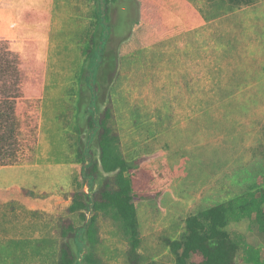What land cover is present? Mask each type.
<instances>
[{
  "label": "rangeland",
  "instance_id": "obj_1",
  "mask_svg": "<svg viewBox=\"0 0 264 264\" xmlns=\"http://www.w3.org/2000/svg\"><path fill=\"white\" fill-rule=\"evenodd\" d=\"M171 3L166 17L179 22L183 18L212 19L242 7L231 8L226 0H167V5ZM259 11L264 15V9ZM24 12L31 15L23 17ZM137 18L135 0H0V46L26 55L34 47L37 60L45 65L33 162L0 168V224L15 223L19 228L0 235L13 238L11 242L0 240V263L8 264L14 257V264H50L55 258L52 229L68 204L63 195L80 189L78 173L85 161L78 150L97 151L95 132L88 129L87 118L100 111L110 97L117 109L138 210L141 264H174L175 256L165 240L184 238L189 215L255 187L249 183L253 179H241L249 171L237 169L236 162L228 164L222 159L224 154H211V134L194 138L191 122L171 118L174 38L119 58L118 46ZM91 71L97 84L93 103ZM164 114L168 121L162 122L165 117L160 115ZM250 126L259 127L262 136L256 157L264 163V121ZM215 144L224 146L220 139ZM207 150L211 159L205 158ZM256 179L264 184L261 176ZM244 181L250 185H238ZM260 187L264 189V185ZM20 189L34 190L37 196L25 197ZM82 189L89 191L87 185ZM252 225L249 218L237 224L242 231ZM101 235L97 252L105 263L126 264L121 232L108 222L103 223ZM248 235L253 242V234ZM66 241L76 264H85L81 260L87 248L84 238L71 233ZM236 263L246 262L240 255Z\"/></svg>",
  "mask_w": 264,
  "mask_h": 264
},
{
  "label": "trees",
  "instance_id": "obj_2",
  "mask_svg": "<svg viewBox=\"0 0 264 264\" xmlns=\"http://www.w3.org/2000/svg\"><path fill=\"white\" fill-rule=\"evenodd\" d=\"M135 1L138 18L129 37L119 45V57L157 44L177 31L166 17L167 7L172 8V3L167 5V0ZM226 1L233 8L259 0ZM30 15L23 13V17ZM30 49L26 55L0 46V167L31 163L37 145L44 64L36 61L35 48ZM89 77L93 103L97 92L93 71ZM87 126L95 132L97 151L79 149L78 155L85 161L79 168L80 187L87 185L89 191L80 189L65 195L70 204L58 219L60 242L55 264H76L75 253L65 241L71 233L84 238L87 248L81 260L85 264H106L97 247L101 242V225L108 222L125 240L126 264H141L142 239L128 176L129 163L121 149L110 99L100 111L89 115ZM23 193L34 196L32 191L24 190ZM244 218L251 219L256 226V235L264 237L262 187L250 188L231 200L189 215L185 219L184 238L165 240L175 256L174 264H237L240 255L248 264H264L260 247L244 243L242 236H235L226 229L230 222Z\"/></svg>",
  "mask_w": 264,
  "mask_h": 264
},
{
  "label": "crops",
  "instance_id": "obj_3",
  "mask_svg": "<svg viewBox=\"0 0 264 264\" xmlns=\"http://www.w3.org/2000/svg\"><path fill=\"white\" fill-rule=\"evenodd\" d=\"M260 9H264V0L242 6L234 11L212 19L207 18L198 21H190L189 18H183L182 21L179 22V19L175 18L174 21L169 18L167 22L173 23L177 27L175 34L163 39L157 44L119 57L120 59H125L128 56L141 53L147 49L159 47L164 42L174 38L176 41L174 49L175 96L173 104L174 113L171 114V118L173 119L175 117V121L180 123L191 122V135L194 138L200 139L204 138L205 134H207V137L211 134L210 141L213 145L211 154L216 151L219 154H224L225 156H222V159L226 160L228 164L236 162L238 163L237 169L249 171L250 174L248 176L245 175L244 178L241 177V179H253V181L249 182L252 187L264 185L262 180L257 181L256 179L257 176L264 178V174L261 173L260 175H256V172H254L264 171L262 158L256 157L260 153L259 147L262 135H260L261 133L259 132L258 126H250L251 123L264 121V15L259 11ZM171 13L172 12H170V14ZM17 54L22 53L19 52ZM35 59L37 62H40L37 60V54L35 55ZM109 99H111V97ZM111 104L114 110V121L122 149L121 133L117 122V109L112 101ZM166 116L167 114L160 115V118L165 117L162 122L168 121ZM158 121L161 120L158 118ZM216 139H220V141L224 143V146H222L223 148H217L215 144ZM204 154L205 158H209V150ZM206 155H208V157H206ZM228 167L230 166L228 165ZM254 180H256V182ZM77 181L81 186L80 179H77ZM250 184L246 185L245 181L244 184L241 182L238 183L241 187L249 186ZM223 185L230 186L229 183H224ZM80 189H82V187H80ZM24 190L32 191L34 196H26L23 193ZM248 190H250V188ZM20 191L25 197L36 198L37 196L34 190L20 189ZM72 191L77 190H71L63 195V199L68 202L64 210L70 204V199H66L65 195ZM235 197H227L225 201ZM256 197H259V195L256 194ZM64 210L59 217L64 215ZM251 222L253 221L251 220ZM57 223L58 220L56 221L55 227L52 229L56 256L50 264H55L57 261L58 244L60 242V238L57 234ZM238 223H240V221L230 222L226 228L227 231L235 236H242L243 242L246 244H251L258 248L260 247L261 258L264 260V237L256 235L255 224L253 223V225L249 227L245 226L242 231V229H240L241 226H237ZM16 228L15 223L10 224L3 222L0 224V235H4L7 232L13 233L19 230V228ZM250 233L255 237L253 242L248 239V234ZM11 239L13 240V238L9 239L8 237L7 239L5 237L0 238V240H6L7 242H11ZM241 256L242 258L244 257L243 255ZM10 259L8 264H14L15 258L11 257ZM33 263L36 262H27L26 264Z\"/></svg>",
  "mask_w": 264,
  "mask_h": 264
}]
</instances>
